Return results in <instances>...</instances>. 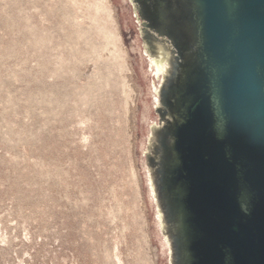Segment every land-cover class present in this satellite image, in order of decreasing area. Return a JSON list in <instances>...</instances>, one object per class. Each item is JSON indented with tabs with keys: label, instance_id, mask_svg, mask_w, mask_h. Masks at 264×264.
<instances>
[{
	"label": "rangeland",
	"instance_id": "1",
	"mask_svg": "<svg viewBox=\"0 0 264 264\" xmlns=\"http://www.w3.org/2000/svg\"><path fill=\"white\" fill-rule=\"evenodd\" d=\"M111 1L0 0V264H170L145 157L160 59Z\"/></svg>",
	"mask_w": 264,
	"mask_h": 264
},
{
	"label": "water",
	"instance_id": "2",
	"mask_svg": "<svg viewBox=\"0 0 264 264\" xmlns=\"http://www.w3.org/2000/svg\"><path fill=\"white\" fill-rule=\"evenodd\" d=\"M130 2L171 49L145 153L170 264H264V0Z\"/></svg>",
	"mask_w": 264,
	"mask_h": 264
},
{
	"label": "flooded vegetation",
	"instance_id": "3",
	"mask_svg": "<svg viewBox=\"0 0 264 264\" xmlns=\"http://www.w3.org/2000/svg\"><path fill=\"white\" fill-rule=\"evenodd\" d=\"M142 30H143V27L141 26V22H139V31L141 35H142ZM147 41H150V42H147ZM144 42L146 44L147 51H149V53L153 57L160 59L159 60L160 64H164L168 62V60L170 59L169 52L171 49H170V46L166 43V41L159 39V38L151 37L150 40H147V38L146 40L144 39Z\"/></svg>",
	"mask_w": 264,
	"mask_h": 264
},
{
	"label": "bare ground",
	"instance_id": "4",
	"mask_svg": "<svg viewBox=\"0 0 264 264\" xmlns=\"http://www.w3.org/2000/svg\"><path fill=\"white\" fill-rule=\"evenodd\" d=\"M108 3L110 4V3H112V1L111 0H108ZM131 43V42H130ZM136 44V43H135ZM135 50V49H134ZM136 51V50H135ZM146 53V52H145ZM137 56H139V55H137ZM149 58V57H148ZM151 60V59H150ZM151 63L155 66V70H156V79H157V81H159V85H160V83H161V80H162V75L166 72V69H167V67H168V65H167V63H164V64H160V63H155V61L154 60H151ZM140 75L142 76V71H141V66H140ZM159 87V86H158ZM157 90H158V88L157 89H155V94L157 93ZM155 105H157V97L155 98ZM145 170H146V168H145ZM146 177L148 178V175H146ZM148 180H149V178H148ZM151 188H152V186H151ZM152 192H153V194H154V191H153V189H152ZM159 220H160V217L158 218ZM159 224V223H158ZM161 226V223L159 224V227ZM164 242H165V245H166V247H167V254H169L168 252V250H169V243H168V241L167 240H164Z\"/></svg>",
	"mask_w": 264,
	"mask_h": 264
}]
</instances>
